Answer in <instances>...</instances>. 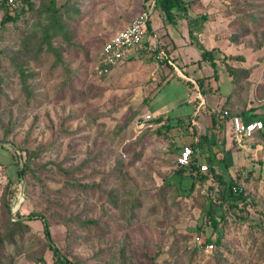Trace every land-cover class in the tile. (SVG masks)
Wrapping results in <instances>:
<instances>
[{"label":"rangeland","instance_id":"obj_1","mask_svg":"<svg viewBox=\"0 0 264 264\" xmlns=\"http://www.w3.org/2000/svg\"><path fill=\"white\" fill-rule=\"evenodd\" d=\"M191 2L188 17L212 16L199 37L205 47L237 57L227 61L241 79L237 110L253 109L242 118L264 122V0ZM31 4L19 14L8 10L17 18L0 26V141L14 148L0 146V264H54L42 223L28 221L31 214L48 220L55 245L78 264H264V144H235L230 123L218 115L233 90L226 63L199 68L201 51L188 42L186 20L178 16L164 25L150 4L146 51H131L99 75L97 54L119 21L143 13V0ZM169 65L194 88L169 75ZM197 78H205L203 89ZM147 116H162L164 124L149 125ZM166 131L175 145L202 137L207 174L208 144L230 150L226 166L216 161L213 168L245 190L234 214L212 177L204 185L208 197L198 189L183 199L175 187L162 186L178 156L169 155ZM25 157L35 177L18 178ZM9 188L16 190L11 218ZM207 199L216 216L226 212L218 226L223 241L198 252L197 244H211V231L199 219ZM11 221L26 225L12 228Z\"/></svg>","mask_w":264,"mask_h":264},{"label":"trees","instance_id":"obj_2","mask_svg":"<svg viewBox=\"0 0 264 264\" xmlns=\"http://www.w3.org/2000/svg\"><path fill=\"white\" fill-rule=\"evenodd\" d=\"M191 1L193 0H143V9H144L143 12H146L147 7L150 6V4H153L154 10L160 13V15L162 16L164 25H170L173 22H177L178 16H180V18L182 19H185L189 43L191 45L197 46L199 50L201 51V59L198 60L199 68L202 66L201 63L205 64L206 62H210L211 65L213 66H216V61L226 63V71L228 72V76L231 78L233 90L227 96L226 100L224 101L221 107V110L218 111V115L221 117V119H224L226 122L230 123L234 117L242 118L244 116L252 115L254 113L253 109H247V110L243 109L241 111H238L237 110L238 108L234 103L235 97L240 93L239 83L241 79L236 77L238 73L237 70L230 67L227 61L231 58L237 59V57L236 56L230 57L229 55L223 54L222 52H219L217 48L208 49L200 41L199 37L202 35L205 36L206 27L211 22L212 16L209 13H203L199 16L188 17L186 10H187V6L192 3ZM31 7H32L31 0H18L17 7L14 12L19 14L20 12H23L24 8L28 9ZM0 11L3 12V16L0 20L1 27L5 26L6 24L10 22L15 21L17 18V15L15 16L10 15L7 8L4 6L3 2L1 1H0ZM182 12L184 14H181ZM164 29H166V26H164ZM146 33H152L150 20L148 21V24H147ZM142 45L144 46V44L142 43L137 49L141 53H144L146 51V48L145 46L141 48ZM96 61H97V57H96ZM193 63L195 62H192L189 65H192ZM168 67H169V71H168L169 75L174 74L172 77H175L177 80L185 82L191 88H194V85L192 84L191 81L186 80L180 76H177L175 74L174 68L171 65H169ZM113 68L114 67L100 66L99 70L96 72L99 75H103L105 73H109ZM180 68L182 69V67ZM20 73H21L22 78L24 79L23 72L20 71ZM181 73L183 74V76H185V73H183V71H181ZM212 76L216 78L217 73L214 71ZM186 78H189V75L186 74ZM165 81H167V76L164 77V79H162L160 82L156 84L157 88L162 86V84ZM194 81H195V84L198 86V90L203 89L205 78H197ZM149 117L150 118L147 120L149 125L162 126L164 124L165 119L162 116L156 117L153 120L151 119V116ZM230 129L232 131L231 123H230ZM191 135L195 137L196 133L193 132L191 133ZM164 137L166 138V141L168 140V142H170V148L168 151L169 155H174V156L179 155L180 151L182 150L184 146H190L193 149L194 154L192 156V159L189 165L185 167L179 166L176 160L177 168L168 178H165L163 180L162 186L163 187H166V186L175 187L177 189V193L179 194V197L183 199L190 198L198 189H201V193L205 195L206 197H208L210 194V189L209 188L206 189L204 185L205 183H208L209 177H212L215 179L216 183L221 188V191L218 190L219 191L218 195H220L219 196L220 200L228 201V202L230 201L228 208H230L231 213L234 214V210L232 209H235L238 203L245 202L247 199L245 190L241 188L239 189V187L236 184V181L233 180L231 176L225 178L224 175L216 173L213 168V164L216 161H220L226 166V155L230 150H226V149H223L222 151L214 150V147H215L214 142L213 143L211 142L208 144V147L211 151V159H210L211 170L209 174H207L205 172L200 171V165H201L200 158L202 156L201 155L202 151L204 150L203 140H201L202 137H200V140L198 141H192L190 143L182 142L181 145H175L174 143L176 141L174 142L173 136L170 137L167 135V131L164 133ZM203 139H204V136H203ZM248 141H251L252 144L256 146H260L259 143L264 144V122H263V128L261 130L256 131L253 134V136L250 139H248ZM234 143L236 144L235 140H234ZM196 151H199V154H196ZM220 153H222L223 158L221 160H217L216 156ZM14 158L17 160L15 153H14ZM36 170L37 169H34L32 166V161L30 157H25L23 172H20L19 169L17 170L18 178H23L27 174L35 177ZM202 187H204V189ZM15 192L16 190L14 188H11V189L9 188L8 194H7V211L9 213L10 218H11L10 207H11V202H12ZM222 204L223 202H221L219 205H222ZM212 206H213L212 200L207 199V201L205 202L204 208L201 211V216L199 219H200V224L204 222V224L207 225V227L210 229L211 234L207 242L213 244L212 248H214L215 245L219 246L221 242L223 241L222 230H218V226L222 223H225V213L226 212H224L220 216H216L212 211ZM31 216L32 217H30L28 221L40 220L42 223L44 238L46 240L48 249L52 253V256L54 258L53 263L54 264H78L77 262L70 260L66 255L62 254L60 249L55 245L53 238L49 231L48 220L45 217L34 218V216H36L34 214H31ZM9 223L12 228H19V227H23L26 225L25 222H21V221H17V222L11 221ZM251 225H254V224H251ZM263 236H264V231H263ZM196 237L197 235L193 237V241H195Z\"/></svg>","mask_w":264,"mask_h":264},{"label":"built area","instance_id":"obj_3","mask_svg":"<svg viewBox=\"0 0 264 264\" xmlns=\"http://www.w3.org/2000/svg\"><path fill=\"white\" fill-rule=\"evenodd\" d=\"M9 11H14L17 7L18 0H0ZM153 5V4H152ZM153 8V6H151ZM151 11L143 12L135 17L127 27L114 34L102 47L97 54L96 68L98 71L100 66L114 67L115 65L123 62L125 58L136 50L143 42L147 31V24L150 20ZM150 117L147 116V119ZM231 128L234 134L236 143H244L250 139L253 134L263 128L261 120H245L243 118L234 117L231 120ZM193 149L190 146H184L180 151L177 163L179 166L185 167L189 165ZM199 154V151H196ZM207 165H200V171H207ZM208 243V242H207ZM212 244H207L205 248L197 244L196 249L198 252L210 251Z\"/></svg>","mask_w":264,"mask_h":264},{"label":"crops","instance_id":"obj_4","mask_svg":"<svg viewBox=\"0 0 264 264\" xmlns=\"http://www.w3.org/2000/svg\"><path fill=\"white\" fill-rule=\"evenodd\" d=\"M153 6V5H152ZM154 8V7H153ZM133 19H129V20H125L124 22H122L120 25H119V23H120V21L117 23V28L116 29H114L113 30V33H117V32H119L120 30H122V29H124L125 27H127L128 26V24L132 21ZM152 28V27H151ZM182 38L184 39L185 38V36L184 35H182ZM189 42V41H188ZM173 54V53H172ZM175 68V70L174 71H176L179 75H181V77H183V75H182V73L179 71V69L177 68V67H174ZM192 81V80H191ZM193 82V81H192ZM200 96V94H198V96H197V99H199L198 97ZM196 99V100H197ZM196 141V140H195ZM227 150V149H226ZM205 151H207V150H205ZM228 154V153H227ZM219 155V154H218ZM217 155V156H218ZM217 156H216V158H217ZM206 159L205 160H203L202 159V157L200 158V164L202 165V164H205L206 165Z\"/></svg>","mask_w":264,"mask_h":264},{"label":"water","instance_id":"obj_5","mask_svg":"<svg viewBox=\"0 0 264 264\" xmlns=\"http://www.w3.org/2000/svg\"><path fill=\"white\" fill-rule=\"evenodd\" d=\"M0 146H7V147H9L11 149H14L10 144H7V143L1 142V141H0ZM17 153H18V155L20 157V153L18 151H17ZM20 172H22V165L21 164H20ZM11 210H12V213L11 214L14 216V214L16 213L17 208H14L12 206L11 207Z\"/></svg>","mask_w":264,"mask_h":264}]
</instances>
